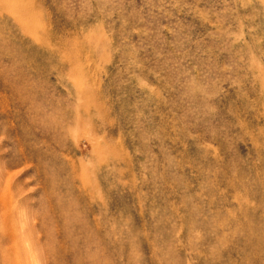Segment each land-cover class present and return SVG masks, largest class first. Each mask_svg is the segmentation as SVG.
Masks as SVG:
<instances>
[{
    "label": "rangeland",
    "instance_id": "rangeland-1",
    "mask_svg": "<svg viewBox=\"0 0 264 264\" xmlns=\"http://www.w3.org/2000/svg\"><path fill=\"white\" fill-rule=\"evenodd\" d=\"M0 264H264V0H0Z\"/></svg>",
    "mask_w": 264,
    "mask_h": 264
}]
</instances>
